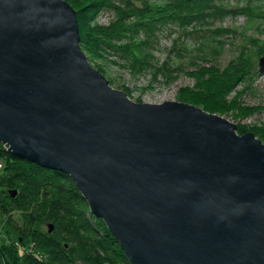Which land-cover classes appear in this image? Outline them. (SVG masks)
<instances>
[{
    "label": "water",
    "instance_id": "95a60500",
    "mask_svg": "<svg viewBox=\"0 0 264 264\" xmlns=\"http://www.w3.org/2000/svg\"><path fill=\"white\" fill-rule=\"evenodd\" d=\"M0 143L68 174L130 264H264V142L114 88L67 0H0Z\"/></svg>",
    "mask_w": 264,
    "mask_h": 264
},
{
    "label": "trees",
    "instance_id": "16d2710c",
    "mask_svg": "<svg viewBox=\"0 0 264 264\" xmlns=\"http://www.w3.org/2000/svg\"><path fill=\"white\" fill-rule=\"evenodd\" d=\"M119 1L93 2V9H118L119 14L108 25L88 24L87 28L80 21L83 50L95 57H102L110 50L120 53L135 69L153 71L155 77L163 75L166 83L178 78V70L169 68V59L153 67L152 61L143 57L144 52L154 49L158 28L184 18L187 23L201 22L206 15L218 11L208 2L211 0H171L158 8L130 6L124 11L116 6ZM205 11L208 14H203ZM254 67L250 57L242 55L231 62L227 71L232 79L243 81L253 73ZM219 72L205 69L202 78L216 89L218 85L213 83L220 84ZM223 83L228 88L233 84L232 81ZM191 100L197 104L203 102ZM0 158L5 162L0 185L17 188L14 197L11 190L8 193L4 188L0 189L3 195L0 212L7 218L6 232L14 230L19 234V241L9 244L0 236V264H130L119 241L104 220L93 216L68 174L23 160L2 143ZM41 222L53 223V231L38 230L37 225Z\"/></svg>",
    "mask_w": 264,
    "mask_h": 264
},
{
    "label": "rangeland",
    "instance_id": "374dc122",
    "mask_svg": "<svg viewBox=\"0 0 264 264\" xmlns=\"http://www.w3.org/2000/svg\"><path fill=\"white\" fill-rule=\"evenodd\" d=\"M67 1L76 9L78 21L87 28L88 24L108 25L119 14L118 9H93L95 0ZM168 2L171 0H120L116 6L124 11L130 6L158 8ZM208 2L218 8L217 13L193 23H187L184 13L181 16L184 19L161 25L155 34L157 40L154 49L143 53L146 60L152 61L153 67L169 59V68L178 70V78L171 83H166L163 75L155 77L153 71L135 69L120 53L110 50L102 57H95L87 50L83 51L92 66L100 70L114 88L125 91L133 101L195 104L235 123L240 135L253 132L264 142V73L260 72L259 65L260 58L264 56V0ZM203 14H208V11ZM242 55L250 57L255 67L253 73L243 81H236L227 70L231 62ZM205 69L220 71V84L213 83L218 88L213 89L202 78ZM226 81L233 84L228 88L223 83ZM191 99L203 102L197 104ZM3 188L8 193L17 190L0 185V189ZM2 197L0 194V203ZM14 214L18 216L17 212ZM50 224L53 223L41 222L37 229L47 232ZM7 229V218L0 212V236L8 244L17 243L19 234L14 230L7 233Z\"/></svg>",
    "mask_w": 264,
    "mask_h": 264
},
{
    "label": "built area",
    "instance_id": "2783aa9c",
    "mask_svg": "<svg viewBox=\"0 0 264 264\" xmlns=\"http://www.w3.org/2000/svg\"><path fill=\"white\" fill-rule=\"evenodd\" d=\"M4 163L2 161V159L0 158V180H1V177H2V174H3V171H4Z\"/></svg>",
    "mask_w": 264,
    "mask_h": 264
}]
</instances>
